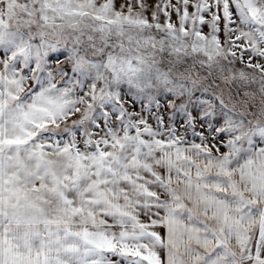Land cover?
Masks as SVG:
<instances>
[{
    "label": "snow or ice",
    "instance_id": "6c2138e0",
    "mask_svg": "<svg viewBox=\"0 0 264 264\" xmlns=\"http://www.w3.org/2000/svg\"><path fill=\"white\" fill-rule=\"evenodd\" d=\"M0 264H264V0H0Z\"/></svg>",
    "mask_w": 264,
    "mask_h": 264
},
{
    "label": "rangeland",
    "instance_id": "374dc122",
    "mask_svg": "<svg viewBox=\"0 0 264 264\" xmlns=\"http://www.w3.org/2000/svg\"><path fill=\"white\" fill-rule=\"evenodd\" d=\"M156 2H158V0H150V3L155 4ZM173 3H175V0H173ZM191 11V9H190ZM150 15V13H149ZM222 15V13H221ZM206 19H210V17H206ZM172 20L173 22H177L178 23V17L173 13L172 15ZM203 31L206 33H208L210 31V29L205 26ZM221 38H223V32H221ZM61 59H63V57H61ZM245 59H247V57H245ZM192 61L188 60L186 63H184L183 65H181L179 67V71H184L186 68H188V65L191 64ZM237 67H243V65L241 64H237ZM209 69L206 68H202L198 63L191 68V77L193 79L197 78V76L200 78V81H202V86L203 87H209V92L206 94V98H210L213 94L219 95L221 90H223L224 94H225V98H227V94L229 92H231L238 101H244L245 99H247L246 97H244V92L246 91H252V89L248 88L246 86V84L242 81H240L239 79H236L235 81L231 80L230 78L225 81L224 77L227 76V73H220L218 70L213 69L212 71V75H209ZM181 82L184 83H190L187 80H182ZM199 83V81H198ZM217 85L219 87H217ZM196 95H200V93H196ZM159 101H160V105L161 107H163L165 109V115L168 114V108L166 107V105L169 102V94H165L159 97ZM256 103H259V99L257 97ZM139 110V109H137ZM191 111H193V113L195 114L198 109H191ZM197 129H200V125L197 124ZM189 135H191V133H189ZM196 142H199L198 138H195Z\"/></svg>",
    "mask_w": 264,
    "mask_h": 264
}]
</instances>
